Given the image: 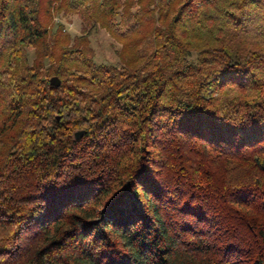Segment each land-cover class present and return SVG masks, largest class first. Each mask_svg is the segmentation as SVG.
<instances>
[{"label":"trees","instance_id":"1","mask_svg":"<svg viewBox=\"0 0 264 264\" xmlns=\"http://www.w3.org/2000/svg\"><path fill=\"white\" fill-rule=\"evenodd\" d=\"M0 264H264V0H0Z\"/></svg>","mask_w":264,"mask_h":264},{"label":"rangeland","instance_id":"2","mask_svg":"<svg viewBox=\"0 0 264 264\" xmlns=\"http://www.w3.org/2000/svg\"><path fill=\"white\" fill-rule=\"evenodd\" d=\"M62 24L64 31L72 36L78 35L82 30L81 19L76 14L63 12L54 13L50 26ZM91 45L95 51L98 62H115L118 60L117 52L121 48L105 28H98L91 36Z\"/></svg>","mask_w":264,"mask_h":264},{"label":"water","instance_id":"3","mask_svg":"<svg viewBox=\"0 0 264 264\" xmlns=\"http://www.w3.org/2000/svg\"><path fill=\"white\" fill-rule=\"evenodd\" d=\"M50 84L52 85V86H60V84H61V79L58 77V76H52L51 78H50ZM60 118L58 117V120H59ZM84 130H79V131H77V132H75V138L76 139H80L82 136H83V134H84Z\"/></svg>","mask_w":264,"mask_h":264}]
</instances>
